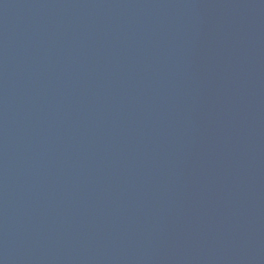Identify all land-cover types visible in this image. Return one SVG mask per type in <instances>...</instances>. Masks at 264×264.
<instances>
[{"label": "water", "instance_id": "1", "mask_svg": "<svg viewBox=\"0 0 264 264\" xmlns=\"http://www.w3.org/2000/svg\"><path fill=\"white\" fill-rule=\"evenodd\" d=\"M0 264H264V0H0Z\"/></svg>", "mask_w": 264, "mask_h": 264}]
</instances>
